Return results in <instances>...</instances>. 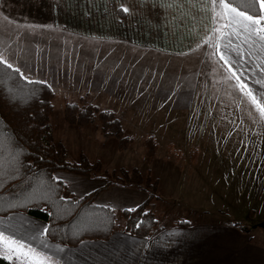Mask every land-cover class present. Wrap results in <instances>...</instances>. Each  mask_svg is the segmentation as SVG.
Listing matches in <instances>:
<instances>
[{
    "label": "rangeland",
    "instance_id": "374dc122",
    "mask_svg": "<svg viewBox=\"0 0 264 264\" xmlns=\"http://www.w3.org/2000/svg\"><path fill=\"white\" fill-rule=\"evenodd\" d=\"M49 2L28 0L24 9L15 2L0 4V50L14 56L10 64L16 68L33 63L30 68L37 70L24 76L54 89V139L65 144L69 159L84 153L110 173L137 168L144 177L159 178L156 211L162 223L234 219L249 224L254 238L264 241L259 225L264 221V164L258 169L264 153L256 149L264 127L256 121L253 130L233 129L216 104L202 111L198 87L205 73L199 72V63L209 59L211 49L186 55V41L173 35L186 34V26L170 25L169 40L161 32L164 22L152 20V0H94V8L88 2L86 9L72 2L75 10L50 8ZM171 2L181 11L180 1ZM153 11L160 20L170 13L162 0ZM169 43L181 45L172 49ZM83 98L117 113L135 138L128 151L118 148L115 137L105 138L98 123L80 126L65 120L66 102ZM149 135L159 142L154 157L146 155ZM100 177L107 183L108 177Z\"/></svg>",
    "mask_w": 264,
    "mask_h": 264
},
{
    "label": "crops",
    "instance_id": "0c3cea01",
    "mask_svg": "<svg viewBox=\"0 0 264 264\" xmlns=\"http://www.w3.org/2000/svg\"><path fill=\"white\" fill-rule=\"evenodd\" d=\"M93 1L51 0L49 2L51 5L49 4L48 7L67 6V9L75 10L76 4L72 2H79L82 3L83 9H86L90 2L91 8H94ZM162 1L165 3L167 13L171 14L168 13V17H162L160 20V15L153 11L160 6V0H152V20L156 19L154 21L157 25L164 22L165 27L161 28V32L166 31L168 39L171 30H174L169 27L170 25L186 26V34L179 32L173 34L175 40L184 42L183 44L186 41V55L198 50L197 45H203L204 38L211 34L212 13L208 10L209 6L204 3V0H178L181 2L180 11L179 7H174L171 0ZM14 2L24 9L28 0H0V4L5 3L10 5L9 7H12ZM72 18L74 19V15ZM177 29L180 27L175 30ZM155 32L159 35V28ZM237 42L234 40V43ZM179 45L181 44L177 46ZM169 46L168 48L174 49L176 45L171 47L169 43ZM207 48L205 45L199 50ZM0 54L7 57H3L4 60L14 65L12 54L5 55L4 52L1 53V50ZM261 61H264V53L256 52L243 65L248 71L241 78H250L245 81L250 87L253 86L252 81L264 76V73L256 69V65ZM22 66L23 68H19L22 73L37 70V68H30L33 66L30 62H23ZM199 68H201L199 72L205 73L204 77L200 74L198 87V100L202 111L204 108L205 112L210 111L211 106L216 104L217 108L223 112L221 115L223 122H230L233 129L253 130L257 126L256 121L262 122L264 127V119L261 118L260 113L249 103L243 93L233 86L236 81H225L228 75L227 66L220 67L214 60L208 59L202 60ZM209 68H214L215 72L209 74ZM252 69H256V72L251 71ZM255 87L258 88L259 85ZM261 134L262 137L260 136L256 149L264 153V129ZM234 152H239V148H234ZM260 160L258 169H261L264 164V159ZM55 175L69 183L70 193L79 196L106 184V179L92 173L57 170ZM260 175L259 173L256 178ZM147 198L146 191L122 184H112L99 193L96 202L120 210L135 208L144 203ZM235 221L238 220L201 221L191 223L189 226H175L173 223L160 222V226L154 233L146 238L125 231L121 225L106 240L85 239L75 245H63L51 240L47 234H40L39 230L47 227L45 221L25 212L14 211L6 216H0V230H3L5 235L21 241L27 247L36 249L41 257L44 255L51 257L55 264H264V241L256 240L252 229H243L234 225ZM10 260L13 264H25L22 259L15 257Z\"/></svg>",
    "mask_w": 264,
    "mask_h": 264
},
{
    "label": "trees",
    "instance_id": "16d2710c",
    "mask_svg": "<svg viewBox=\"0 0 264 264\" xmlns=\"http://www.w3.org/2000/svg\"><path fill=\"white\" fill-rule=\"evenodd\" d=\"M0 64V130H3V166L6 174L0 187V216L21 211L46 222L47 236L63 245H75L85 239H108L114 231L124 230L140 237H149L160 226L157 201L160 180L148 173L143 176L137 168L122 167L119 172L104 170L99 160L92 161L84 153L71 160L64 143L54 139L52 116L55 91L49 83H29L20 73ZM65 120L80 126L98 123L105 138L115 137L118 148L128 151L135 138L128 134L117 113L101 109L82 99L81 103L67 101ZM159 142L154 135L146 138V155L154 157ZM57 170L89 172L108 177L107 183L79 196L70 193L69 184L55 175ZM113 183L135 187L148 193L147 200L133 208L116 209L98 204L99 193ZM119 218L123 224H119ZM180 219L175 226H189ZM234 225L248 228L241 221ZM0 264H13L0 254Z\"/></svg>",
    "mask_w": 264,
    "mask_h": 264
},
{
    "label": "snow or ice",
    "instance_id": "6c2138e0",
    "mask_svg": "<svg viewBox=\"0 0 264 264\" xmlns=\"http://www.w3.org/2000/svg\"><path fill=\"white\" fill-rule=\"evenodd\" d=\"M204 3L209 6L208 10L212 13L211 34L204 38L203 45L198 44L197 48L206 45L211 49L209 53H206L209 59L214 60L220 67L227 66L228 75L225 81L235 80L236 84L233 86L243 93L264 119V76L252 81V87L245 82L250 78H241L248 71L243 65L256 52L264 53V0H204ZM121 9L125 13L129 12V9L123 5ZM234 40L238 42L234 43ZM0 64L6 65L9 69L13 68V65L4 60L2 56H0ZM256 69L264 73V61L258 63ZM256 69L251 71L255 73ZM14 71L20 73L19 68H15ZM20 75L28 80L23 73ZM28 82L46 83L31 80ZM2 83L3 81L0 80V84ZM256 85L259 87H255ZM4 144L5 137L3 130H0V187L3 186L6 176L3 166ZM129 211H135V209H129ZM49 231L47 227L39 230L41 235ZM0 254L5 255L7 259L13 257L22 259L25 264H55L51 257L47 255L41 257L36 249L27 247L10 235H5L3 230H0Z\"/></svg>",
    "mask_w": 264,
    "mask_h": 264
},
{
    "label": "water",
    "instance_id": "95a60500",
    "mask_svg": "<svg viewBox=\"0 0 264 264\" xmlns=\"http://www.w3.org/2000/svg\"><path fill=\"white\" fill-rule=\"evenodd\" d=\"M259 225H260L261 227H263V230H264V221L260 222Z\"/></svg>",
    "mask_w": 264,
    "mask_h": 264
}]
</instances>
